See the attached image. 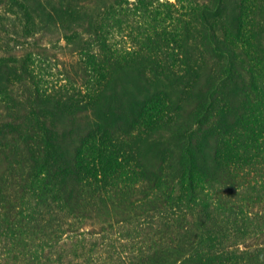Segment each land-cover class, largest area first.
<instances>
[{
    "label": "trees",
    "instance_id": "1",
    "mask_svg": "<svg viewBox=\"0 0 264 264\" xmlns=\"http://www.w3.org/2000/svg\"><path fill=\"white\" fill-rule=\"evenodd\" d=\"M0 264H264V0H0Z\"/></svg>",
    "mask_w": 264,
    "mask_h": 264
},
{
    "label": "rangeland",
    "instance_id": "2",
    "mask_svg": "<svg viewBox=\"0 0 264 264\" xmlns=\"http://www.w3.org/2000/svg\"><path fill=\"white\" fill-rule=\"evenodd\" d=\"M163 2H172L174 3L175 0H162ZM39 40V39H38ZM115 42L121 43L123 46H129V43L125 39H121L120 37H116ZM39 46H42V50L44 51L43 54L46 57H49V55H57L60 58L52 59L50 64L51 67H47V72H50V76H46L47 80L49 82H54L56 78L61 76L63 65H61V62H66L67 70L68 72L73 71V65L75 61L77 60V56H70L69 47L66 46V41L64 39H60L57 37H50L43 39L39 42ZM51 59V58H50ZM71 62V65L69 66ZM60 63L59 65H57ZM57 65V66H56ZM46 70H44L45 72ZM53 74V75H52ZM162 150V149H161ZM144 156L147 160L151 162H156L159 158V148L158 147H146L144 150Z\"/></svg>",
    "mask_w": 264,
    "mask_h": 264
}]
</instances>
